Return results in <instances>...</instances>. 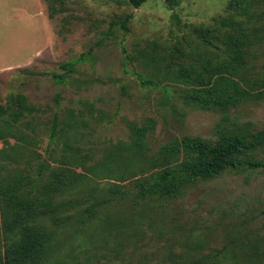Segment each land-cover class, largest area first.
I'll return each mask as SVG.
<instances>
[{
  "label": "rangeland",
  "instance_id": "obj_1",
  "mask_svg": "<svg viewBox=\"0 0 264 264\" xmlns=\"http://www.w3.org/2000/svg\"><path fill=\"white\" fill-rule=\"evenodd\" d=\"M238 2L148 0L136 7L130 0H60L61 11L50 17L44 0H0V105L11 93H24L38 108L19 125L35 144L0 139V176L17 171L35 176L45 157L59 165L65 143L93 156L92 164L106 146L129 139L132 121L154 125L147 138L154 150L174 136L215 140L222 114L186 105L172 84L171 92L143 85L139 72H146L135 57L152 41L194 46L193 27L237 15L254 28L248 66L254 75L262 74L264 0H248V13ZM68 61H74V70L58 82L54 74L64 72L61 65ZM8 117L0 115V125ZM56 117L58 134L51 144ZM230 118L263 129L264 98L242 104ZM257 158L264 163L263 149ZM115 184L132 196L137 191L129 180L100 178L91 185L107 190ZM85 199L95 201L92 194ZM99 209L106 220L75 231L44 221L62 240L45 264H171L173 252L193 260L234 242L257 247L260 260L249 264H264V166L198 181L179 198L147 211L145 223L136 227L116 201Z\"/></svg>",
  "mask_w": 264,
  "mask_h": 264
},
{
  "label": "trees",
  "instance_id": "obj_2",
  "mask_svg": "<svg viewBox=\"0 0 264 264\" xmlns=\"http://www.w3.org/2000/svg\"><path fill=\"white\" fill-rule=\"evenodd\" d=\"M44 1L50 17L61 11L62 7H57L60 0ZM130 1L139 7L148 0ZM238 4H243L248 13V0H239ZM237 18V15L214 18L209 26L193 27L194 46L180 42L166 46L152 41L135 57L146 72L145 75L139 72L143 85L153 84L171 92L172 84L174 90L177 86L178 97L186 105L221 113L217 138L174 136L154 150L147 141L154 125L132 121L129 139L106 146L102 156L92 164L89 161L93 156L65 143L59 165H53L45 157L35 176L32 171L1 175L0 264H45L53 253H58L56 248L62 240L56 238V232L50 230L45 220L75 231L92 220H106L107 213L105 217L100 216L99 207L116 201L123 211H128L130 222L136 227L145 223L147 211L179 198L198 181L210 180L231 170H255L264 166L257 158L258 151L264 150V128L252 130L230 118L232 111L242 104L264 98V72L254 75L248 66L252 34L256 36L254 28L250 29L244 19ZM83 57L85 54L80 58ZM61 67L65 71L55 73L54 77L62 83L68 72L74 70L75 63L68 61ZM37 111L26 94L11 93L6 104L0 105V115L9 116L0 125V139L7 141L12 137L35 144L32 136L19 125L35 117ZM57 122L56 117L51 126V144L58 134ZM24 125L29 127V120ZM78 168L82 171H77ZM137 176L140 177L135 179ZM100 178L129 180L137 191L129 195L118 184L107 190L96 189L91 184ZM89 194L95 201L86 204L85 197ZM168 259L171 264H227L229 261L249 264L260 260V254L257 247L244 248L234 242L215 254L193 260L183 252H173Z\"/></svg>",
  "mask_w": 264,
  "mask_h": 264
}]
</instances>
